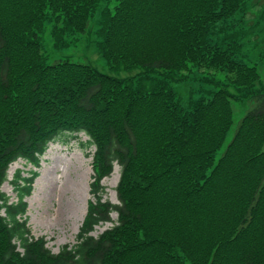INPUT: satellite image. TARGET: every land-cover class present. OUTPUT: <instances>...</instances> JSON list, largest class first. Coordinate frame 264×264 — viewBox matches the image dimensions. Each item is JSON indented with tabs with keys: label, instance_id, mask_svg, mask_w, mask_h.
I'll return each mask as SVG.
<instances>
[{
	"label": "trees",
	"instance_id": "obj_1",
	"mask_svg": "<svg viewBox=\"0 0 264 264\" xmlns=\"http://www.w3.org/2000/svg\"><path fill=\"white\" fill-rule=\"evenodd\" d=\"M117 1L113 11L110 0H0V264H264V80L237 55L245 0ZM52 17L56 48L95 32L111 70L140 71L47 62L38 33ZM200 66L228 74L185 96L176 76ZM245 100L216 160L232 102ZM81 132L95 146V200L77 243L55 253L26 216L37 170H16L17 200L2 185L11 163L38 168L50 142ZM115 162L119 203L103 200ZM113 212L117 223L93 235Z\"/></svg>",
	"mask_w": 264,
	"mask_h": 264
},
{
	"label": "rangeland",
	"instance_id": "obj_2",
	"mask_svg": "<svg viewBox=\"0 0 264 264\" xmlns=\"http://www.w3.org/2000/svg\"><path fill=\"white\" fill-rule=\"evenodd\" d=\"M196 0H180L182 5L191 4ZM112 10L118 5L117 0L109 2ZM247 6L246 21L240 23L241 27L247 32L241 41L240 49L237 52L238 58L249 66H255L264 80V0H245ZM177 9V4L173 1V13ZM58 13H54L57 15ZM46 15H51L50 11H46ZM53 17L46 20L43 27L38 33L43 44V53L47 62L53 63L59 60H72L77 62L89 63L104 73L111 75H133L140 71L139 69L132 72L116 73L108 66L107 61L96 49L97 42L90 37L98 38V35L92 30L98 27L95 25L94 19L88 23L86 32L89 31L93 35L83 32L76 34L68 46L56 48L51 36L52 26L49 24ZM239 28V26L237 27ZM225 48H228L225 46ZM227 71H217L212 67L200 66L194 72L184 71L176 79L181 78L180 82L176 81L174 86L187 96L189 90L193 87L198 90L200 87L214 88L212 80L214 78L222 81L227 76ZM234 123L227 134L226 141L221 149L215 155V159L222 155L228 142L234 136L235 130L244 117L247 110L253 105V101H233ZM89 137L81 132L79 134L64 133L56 140L49 143L48 148L42 156L41 165L35 168L31 163L23 158L10 164L8 169V180L2 185L12 200H17L11 180L17 169H23V175L28 176V172L36 169L38 175L34 181L31 194L26 197L28 217V225L32 234L38 237H44L47 246L53 252H59L63 246H73L77 243V235L83 224L78 226L80 214L86 207L87 214L89 202L95 200V196L91 191V183L94 180L95 171L93 169V154L95 146L88 144ZM50 148V150H48ZM117 167L118 172L114 174ZM121 166L115 162L113 171L106 176L102 184L105 187L103 200L112 203H119L120 199L117 193V186L121 177ZM117 176V177H116ZM113 177H116L113 180ZM80 182L77 183V180ZM87 181L89 185V193L84 183ZM72 205H69V204ZM77 206V208H76ZM61 209V214H58ZM112 221L103 222L95 227L93 235L98 236L104 230L113 227L117 223L118 213L111 214Z\"/></svg>",
	"mask_w": 264,
	"mask_h": 264
},
{
	"label": "bare ground",
	"instance_id": "obj_3",
	"mask_svg": "<svg viewBox=\"0 0 264 264\" xmlns=\"http://www.w3.org/2000/svg\"><path fill=\"white\" fill-rule=\"evenodd\" d=\"M48 150H50V148H49ZM117 172H118V169H117V167H115V169H114V174L117 173ZM116 177H117V176H116ZM116 177H113V180H115ZM79 182H80V179L77 180V183H79ZM84 183H85V185H86V187H87V190H88L89 185H88L87 181H84ZM88 193H89V190L87 191V194H88ZM68 204H69V203H68ZM69 205H72V204H69ZM76 208H77V206H76ZM61 211H62V210L59 209V211H58V214H59V215L61 214ZM85 212H86V207L84 208L83 212L80 214L78 222L76 221V224H77L78 226H80L81 224H83V222H84V220H85V216H86Z\"/></svg>",
	"mask_w": 264,
	"mask_h": 264
}]
</instances>
